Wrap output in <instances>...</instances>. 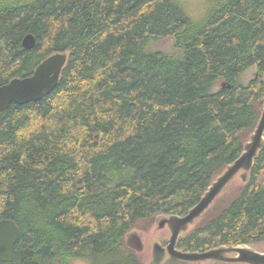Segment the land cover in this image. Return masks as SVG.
<instances>
[{
	"label": "trees",
	"instance_id": "1",
	"mask_svg": "<svg viewBox=\"0 0 264 264\" xmlns=\"http://www.w3.org/2000/svg\"><path fill=\"white\" fill-rule=\"evenodd\" d=\"M55 53L53 90L0 113V220L19 230L0 264H143L126 233L185 214L257 123L264 0H0V85ZM263 241L264 147L179 246Z\"/></svg>",
	"mask_w": 264,
	"mask_h": 264
},
{
	"label": "water",
	"instance_id": "2",
	"mask_svg": "<svg viewBox=\"0 0 264 264\" xmlns=\"http://www.w3.org/2000/svg\"><path fill=\"white\" fill-rule=\"evenodd\" d=\"M34 44L35 38L30 33L26 34L21 42L24 49H30ZM66 60L67 54L65 53L52 54L42 60L31 75L22 78L15 77L6 84L0 85V113L5 111L11 103L25 104L37 101L50 93L58 83ZM263 147L264 97L260 116L243 143L240 155L215 176L199 201L184 215H156L151 229L144 231L131 229L125 235L126 245L137 255L145 253L148 256V260L142 262L143 264H209L210 261L224 264H264L262 242L223 244L205 251H189L176 247L180 236L190 232L235 178L238 177L241 184L248 180L254 160ZM163 229L169 232L166 246L153 238ZM18 233L19 230L14 221L0 220V261L9 262L13 259ZM149 242L150 246H148Z\"/></svg>",
	"mask_w": 264,
	"mask_h": 264
},
{
	"label": "rangeland",
	"instance_id": "3",
	"mask_svg": "<svg viewBox=\"0 0 264 264\" xmlns=\"http://www.w3.org/2000/svg\"><path fill=\"white\" fill-rule=\"evenodd\" d=\"M186 1V6H188L189 12L192 15H199L201 14L202 10H203V0H185ZM160 48H162L163 50L166 51H174L173 47H172V43L171 40H165L161 45ZM254 72H255V68L252 67L251 69L247 70L244 75H243V79L248 81L249 79H251L254 76ZM241 185V180L237 177L233 180V182H231L223 191V193L217 198L216 202L214 203V205H216V203L220 200L224 201L229 195L233 194L235 191L238 190L239 186ZM214 205L210 208L212 209L214 207ZM209 209V210H210ZM208 210V211H209ZM208 211L206 212V214L208 213ZM205 215H203V218L200 220V222L205 218ZM154 218L152 221H150L145 227H137L135 229L139 230V231H144V230H148L151 229L154 225ZM162 239V238H160ZM159 239V240H160ZM261 245L264 247V241L261 243ZM148 246H150V242L148 243ZM142 262L147 261L148 260V256L143 253L142 255H139ZM143 256V257H141ZM147 259V260H146ZM72 264H87L86 262L82 261V260H74L72 262Z\"/></svg>",
	"mask_w": 264,
	"mask_h": 264
},
{
	"label": "flooded vegetation",
	"instance_id": "4",
	"mask_svg": "<svg viewBox=\"0 0 264 264\" xmlns=\"http://www.w3.org/2000/svg\"><path fill=\"white\" fill-rule=\"evenodd\" d=\"M199 222L200 221H198L197 223H199ZM197 223H196V225H197ZM194 227L190 231H192L194 229ZM184 236H180V238L178 239L177 245H176L177 248H180L182 250H186V249H184V247H182V246H179V240L182 239V238H184ZM168 237H169V232L167 231V229H163V230H160V232L156 236H154L153 238L155 240H157L159 243H161L163 246H166ZM160 238H162V239H160ZM220 245H223V244H220ZM220 245H217V246H220ZM213 247H215V246H213ZM210 248H212V247H210ZM210 248H208V249H210ZM208 249H204L202 251H205V250H208ZM189 251H191V250H189ZM193 251H200V250H193ZM209 264H224V263L210 261Z\"/></svg>",
	"mask_w": 264,
	"mask_h": 264
}]
</instances>
